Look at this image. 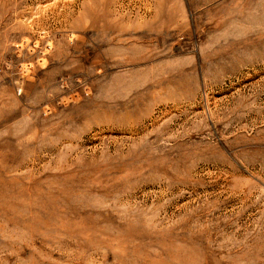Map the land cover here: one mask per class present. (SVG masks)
Returning <instances> with one entry per match:
<instances>
[{"label":"rangeland","instance_id":"rangeland-1","mask_svg":"<svg viewBox=\"0 0 264 264\" xmlns=\"http://www.w3.org/2000/svg\"><path fill=\"white\" fill-rule=\"evenodd\" d=\"M0 264H264V0H0Z\"/></svg>","mask_w":264,"mask_h":264},{"label":"bare ground","instance_id":"bare-ground-1","mask_svg":"<svg viewBox=\"0 0 264 264\" xmlns=\"http://www.w3.org/2000/svg\"><path fill=\"white\" fill-rule=\"evenodd\" d=\"M257 31H260V27L257 28ZM86 175H88V174L86 173Z\"/></svg>","mask_w":264,"mask_h":264}]
</instances>
